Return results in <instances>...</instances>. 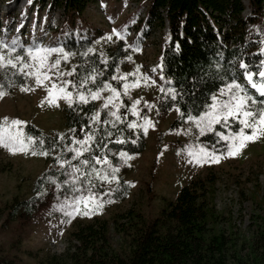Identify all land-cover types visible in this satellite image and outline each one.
Returning <instances> with one entry per match:
<instances>
[{
	"label": "rangeland",
	"instance_id": "obj_1",
	"mask_svg": "<svg viewBox=\"0 0 264 264\" xmlns=\"http://www.w3.org/2000/svg\"><path fill=\"white\" fill-rule=\"evenodd\" d=\"M242 1L245 6L242 15L249 18V3ZM148 3L149 0H93L80 15L66 17L61 8L48 10L46 2L38 5L35 0H0V41L10 44L17 39L27 49L31 46L64 47L66 39L73 34L77 39H90V46L80 54L74 50L67 51L64 47L72 55L67 61L61 60L59 65V72L65 75L52 76V80L58 84L65 80L73 82V66L79 57L84 63L88 61L87 55L92 53L88 52L89 48L98 53L103 64L97 72L100 75L111 52L119 45L122 54L110 76L114 83L107 82L121 92V97L128 99L129 108L135 101H140L136 105L139 115L134 116L130 112V122L136 121L141 125L144 123L143 117H147L154 125L148 127L146 134L141 129L145 147L140 152H127L130 157L127 161L118 155L119 151L112 152L117 157L112 165L119 168V179L129 182V192L125 198L117 199L112 196L113 189L118 184L116 181L102 184L95 179L98 191L105 194L99 197L103 201V207L93 211L91 215L77 213L67 216L59 208L60 202L64 200L62 189L58 192L46 180L36 183L44 170L61 169L53 158L55 154L47 158L30 153H13L0 146V259L9 264H36L47 252H62L68 245L69 232L77 222L102 218L111 223L114 214L128 208L140 210L146 217L153 218L165 201L173 199L178 188L194 175H212L214 185L210 206L213 214L218 216L216 227L225 234H233L238 253L249 259L252 243L255 239L258 241L264 220V137L248 142L235 156H222L218 163L198 165L190 162L188 146L205 142L200 139L198 130L185 119L181 123H174L178 115L175 105L166 110L157 107V102L165 96L160 90L161 86L165 89L170 87L161 79L158 68L162 46L168 40V27L167 23L163 27L144 24ZM23 11L25 13L21 16ZM252 27V23L247 24L248 33ZM113 29L119 31L124 39H118ZM109 35L112 39H105ZM137 47L139 51L135 50ZM261 50L264 51V43ZM17 53L24 54L20 48ZM11 55L14 57L16 53ZM58 55L60 54L52 53L49 61H53ZM127 56H131L132 60H127ZM27 62L32 63L30 59ZM154 68H157L156 72L152 71ZM52 71L55 72L56 69ZM18 73L19 69L0 68V91L4 92L0 96V123H4L3 117H8L9 121L19 119L30 122L46 133H62L65 128L63 108L68 106L67 102L59 99V106L48 103L45 100V85L50 86L49 81L37 86L34 78ZM14 74L21 77V82L16 81ZM145 74L151 80L144 82L142 77ZM114 76L126 77L124 82H129L130 85L138 78L141 82L139 86H130L125 95L123 82L114 80ZM238 79L255 96L247 82L243 78ZM152 80L156 83L153 84ZM22 88L33 90L22 91ZM218 89L213 94L219 95ZM69 90L73 91L71 87ZM110 95V90H104L100 93V98L93 100L96 109L92 115L103 109L107 120L114 124L117 121L109 112L116 111L119 115V109L113 105H108L107 108L103 106L105 98ZM145 102L152 107H146ZM94 124L91 123L92 126ZM20 127L24 128V125ZM135 129L132 128V132ZM183 129H189L188 134ZM217 130L228 133V129L221 125H218ZM216 139L213 135V143ZM220 144L222 146L224 142L221 141ZM221 150L223 151L222 147ZM95 168L101 173L110 171L105 165ZM63 172L65 180L73 174L67 166H64ZM95 176L96 173L92 172L91 177ZM37 192L41 193L38 195L39 203L28 215L23 209L13 207L15 200L37 195ZM80 209L84 210L83 204ZM110 234L112 243L118 246L121 234L113 228L110 229Z\"/></svg>",
	"mask_w": 264,
	"mask_h": 264
},
{
	"label": "trees",
	"instance_id": "obj_2",
	"mask_svg": "<svg viewBox=\"0 0 264 264\" xmlns=\"http://www.w3.org/2000/svg\"><path fill=\"white\" fill-rule=\"evenodd\" d=\"M91 1L93 0H35V4L46 2L48 10L61 8L65 16L69 17L80 15ZM247 2L251 10L249 18L242 15L245 8L242 0H149L144 24L163 27L167 23L168 27V40L163 44L159 58L160 65H163V75L171 79L170 87H175L178 91L182 89L185 93L183 100L178 103L161 98L157 102L159 109L166 110L175 105L182 112L198 114L203 104L210 103L209 98L213 92L227 82L225 74L232 66L229 62L235 61L238 68L239 60L243 59L245 63L254 66L255 71L261 61H264V51L261 50L264 43V0ZM24 13L23 11L21 16ZM248 23L253 24L249 33L246 29ZM89 46V38L77 39L74 34L64 43L67 51L74 50L79 54ZM121 54V47L118 45L106 61L102 75L97 74L98 69L103 66L97 52L88 54L86 63L79 57L73 66V83L78 85L93 70L95 83L89 79L85 89L95 90L97 84L101 86L103 81L111 82L110 76L117 67ZM217 63L221 66L219 69L215 67ZM14 76L17 82H21V77L16 74ZM237 78L243 77L238 75ZM75 91L73 89L74 94ZM255 96L264 99L259 95ZM121 101V121L114 123L115 127L111 123H95L93 126L89 123V118L96 109L93 100H89L87 104H75L72 108L65 106V128L62 133L68 139L62 144H70L73 136L80 139L85 132L95 129L100 143L107 144L103 151L112 164L117 161L112 153L114 151L135 153L143 150L145 140L142 130L136 128L132 132L127 127L132 119L128 110L129 102L125 96L121 97ZM99 113L101 120L108 121L103 109ZM182 121L184 119L178 112L174 123ZM23 129L28 135L43 138L46 141L44 147L59 135L46 133L30 122ZM73 129L74 132L71 131ZM106 132L113 135L108 136ZM117 137L125 143H116ZM212 138L211 133L200 137L207 145L213 143ZM132 140L136 142L132 143ZM57 143L61 144L60 141ZM62 144L53 153L68 159L71 165L79 166L82 171L90 172L91 168L72 159L74 154L64 151ZM98 147V144L91 145L96 154H99ZM90 155L88 152L84 153L85 157ZM49 156L51 155L45 157ZM65 166L70 167L73 172L70 165ZM98 166L103 165H94ZM46 176H53L57 182L65 180L63 169H48L41 173L36 183L44 182ZM75 177L81 181L85 179L79 173ZM93 182L98 186L95 178ZM213 185L212 175L191 176L178 188L173 199L165 201L153 218L146 217L140 210L128 208L114 214L111 223L102 218L77 222L69 232L67 247L62 252L45 253L36 264H264V220L258 241L255 239L252 243L249 259L242 257L238 253L233 234H225L216 227L218 216L213 214L210 206ZM128 192L129 184L119 179L112 196L123 199ZM38 203V195L33 194L28 198L15 200L13 207L23 209L28 215ZM111 228L121 234L118 246L111 241ZM0 264L9 263L0 259Z\"/></svg>",
	"mask_w": 264,
	"mask_h": 264
},
{
	"label": "snow or ice",
	"instance_id": "obj_3",
	"mask_svg": "<svg viewBox=\"0 0 264 264\" xmlns=\"http://www.w3.org/2000/svg\"><path fill=\"white\" fill-rule=\"evenodd\" d=\"M113 33L118 39L123 40L124 37L121 33L113 29ZM107 40H111L112 36L109 35L105 37ZM20 48L21 53H17V49ZM0 49L6 51H0V68L7 69L11 67L13 69H19V75L24 77L34 78L35 84L37 86L45 85V81H49L50 86L45 85L47 88V100L50 104H55L59 106L57 101L63 99L67 102L70 108L74 107L75 104L83 103L87 104L89 100H96L100 98V93L104 90H110L111 95L105 98L104 107L107 108L108 105H113V107L119 109L122 102L120 101L121 92L118 91L116 87L107 81H103L102 87L97 84L95 90L85 89V84L89 82V79L95 83L96 76L93 73L85 76L80 83L74 84L72 81L65 80L61 83H57L52 80V76H63L65 73L59 72L58 68L61 60L67 61L72 53L65 51L64 47H40L31 46L24 49L23 45L18 43L17 39H14L10 44L0 41ZM139 51L137 47L135 49ZM94 49L89 48L88 52H93ZM16 53L13 57L11 54ZM52 53H58V55L53 61H49V56ZM86 54V53H85ZM32 63H28V60ZM127 60L131 61L132 57L127 56ZM232 66L229 68L228 72L225 74L227 77V82L223 83L222 87L218 89L219 95L212 94L210 96V103H205L201 106L198 114H192L189 112H182L179 107H176V111L180 113L181 118L185 119L190 123L195 129L198 130L199 136H205L207 133L213 134L217 139L211 145H205L203 142L197 143L195 145H189L187 148L188 156L191 158L190 162L202 165L204 163H218L222 156H235L239 151L246 146L248 142L255 141L261 137H264V99L257 100L256 96L252 95L248 89L242 84L237 78L238 75H242L243 79L247 82V85L251 89L258 93L259 96L264 97V61H261L260 65L256 70H253L252 65L245 63L243 59L239 60L238 68L236 67L235 61L229 62ZM216 68H220L219 63L215 65ZM160 69L159 75L161 79H164L167 85H172L171 79H168L163 75V65H159ZM25 69H28L25 71ZM56 69L55 72L52 70ZM75 71V69H73ZM139 68H137V72ZM157 71V68L152 70ZM72 73H68L71 75ZM102 75V73H101ZM258 77V79H257ZM114 80H118L122 83L124 89V94L130 86H139L141 80L138 78L131 85L126 81V77H113ZM144 82L151 80V77L145 74L142 77ZM153 84L156 83L155 80L151 81ZM76 89L75 94L69 88ZM83 89V90H80ZM22 91H31V88H22ZM165 93L163 98L170 99L173 102H179L183 100L185 93L181 89L178 91L175 87H168L165 89L161 86L160 89ZM4 95L3 91H0V96ZM115 102V103H114ZM41 103H44L42 101ZM140 101H135L131 107L128 109L132 115H139V110L136 105ZM145 106L151 108L152 105L145 102ZM109 115L115 117L116 121H121V116L117 114L116 111L109 112ZM144 123L138 125L136 121H132L127 124V127L140 128L145 134L147 133L148 127H154L152 121L147 117H143ZM4 123H0V146L7 148L10 152L25 153L32 155L48 156L53 155V150L60 147L62 142L68 137L65 134L60 133L55 139L47 142V147H44L46 141L43 138H37L32 135L25 133L24 129L20 126L25 125L27 122L19 119H12L9 121L8 117H3ZM89 123H111V121L101 120L100 113L96 112L89 118ZM217 125H221L228 129V133L225 134L223 131H218L216 129ZM115 127V124H113ZM75 131V129L71 130ZM84 131V129H81ZM185 134H188L189 129H183ZM108 136H112L111 132H106ZM199 138L197 137V140ZM60 141L61 144H58ZM223 141L224 144L221 146L220 142ZM116 143H125L124 140L117 137ZM132 140V143H135ZM98 144L99 147L96 154L92 151L91 145ZM71 145H76V147H71ZM63 150L73 153L72 159L78 160L81 165H87L91 168V172L82 171L77 165H71L68 159H64L61 155L56 154V163L60 165L61 169H64L65 165H70L73 169V174L69 175V179H66L60 183H57L53 176H46L45 180L49 184H53L55 189L60 192L62 189V194L64 195V200L60 202L59 208L64 211L69 217L74 214L81 215H91L93 211H98L103 207V201L99 199L101 195L105 193L98 191V186L93 182L91 173L95 172V179L103 183H111L113 181L119 182V177L117 173L119 172L118 167H114L109 160L107 154L104 153L103 149L107 148L106 143H100L97 138L96 131L85 132L83 138L77 139L75 136L71 138L70 144H62ZM223 148V151L221 150ZM110 151V150H109ZM90 153V157H85L84 153ZM118 155L124 160L129 159V154L125 151H119ZM95 164H102L110 169V171H104L101 173L100 170L94 167ZM79 173V176H83L85 179L83 181L78 178H74L75 174ZM68 175L67 173H65ZM129 183V182H125ZM101 184V187H102ZM37 195H41L37 192ZM83 204L84 210L81 211L80 205Z\"/></svg>",
	"mask_w": 264,
	"mask_h": 264
},
{
	"label": "bare ground",
	"instance_id": "obj_4",
	"mask_svg": "<svg viewBox=\"0 0 264 264\" xmlns=\"http://www.w3.org/2000/svg\"><path fill=\"white\" fill-rule=\"evenodd\" d=\"M245 3H247V0H244Z\"/></svg>",
	"mask_w": 264,
	"mask_h": 264
}]
</instances>
